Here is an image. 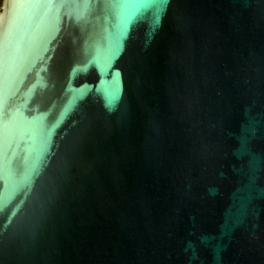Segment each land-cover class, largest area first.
<instances>
[{
    "label": "water",
    "instance_id": "95a60500",
    "mask_svg": "<svg viewBox=\"0 0 264 264\" xmlns=\"http://www.w3.org/2000/svg\"><path fill=\"white\" fill-rule=\"evenodd\" d=\"M0 264H264V0H1Z\"/></svg>",
    "mask_w": 264,
    "mask_h": 264
},
{
    "label": "trees",
    "instance_id": "16d2710c",
    "mask_svg": "<svg viewBox=\"0 0 264 264\" xmlns=\"http://www.w3.org/2000/svg\"><path fill=\"white\" fill-rule=\"evenodd\" d=\"M0 3H1V0H0Z\"/></svg>",
    "mask_w": 264,
    "mask_h": 264
}]
</instances>
